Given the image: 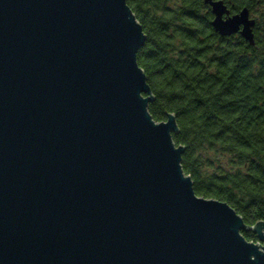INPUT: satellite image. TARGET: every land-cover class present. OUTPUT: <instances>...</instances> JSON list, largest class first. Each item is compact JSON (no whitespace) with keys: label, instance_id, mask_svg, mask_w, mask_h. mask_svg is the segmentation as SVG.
Segmentation results:
<instances>
[{"label":"water","instance_id":"water-1","mask_svg":"<svg viewBox=\"0 0 264 264\" xmlns=\"http://www.w3.org/2000/svg\"><path fill=\"white\" fill-rule=\"evenodd\" d=\"M204 2L254 44L247 7ZM145 39L127 0H0V264H264V220L196 194L149 113Z\"/></svg>","mask_w":264,"mask_h":264},{"label":"trees","instance_id":"trees-1","mask_svg":"<svg viewBox=\"0 0 264 264\" xmlns=\"http://www.w3.org/2000/svg\"><path fill=\"white\" fill-rule=\"evenodd\" d=\"M223 2L231 14H257L254 44L219 35L204 0H127L146 35L136 60L153 94L149 113L175 115L172 139L195 193L253 225L264 220V0Z\"/></svg>","mask_w":264,"mask_h":264},{"label":"flooded vegetation","instance_id":"flooded-vegetation-1","mask_svg":"<svg viewBox=\"0 0 264 264\" xmlns=\"http://www.w3.org/2000/svg\"><path fill=\"white\" fill-rule=\"evenodd\" d=\"M231 14V13H230ZM256 13H251L249 10V17L253 18L255 20L254 26L252 27V32H253V36H254V31H255V27H256ZM239 34V32H237ZM236 34V33H235ZM240 35V34H239ZM244 39V38H243Z\"/></svg>","mask_w":264,"mask_h":264}]
</instances>
